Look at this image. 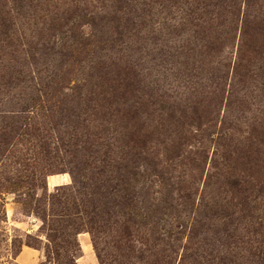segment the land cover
<instances>
[{
    "label": "rangeland",
    "instance_id": "1",
    "mask_svg": "<svg viewBox=\"0 0 264 264\" xmlns=\"http://www.w3.org/2000/svg\"><path fill=\"white\" fill-rule=\"evenodd\" d=\"M0 264H264V0H0Z\"/></svg>",
    "mask_w": 264,
    "mask_h": 264
}]
</instances>
